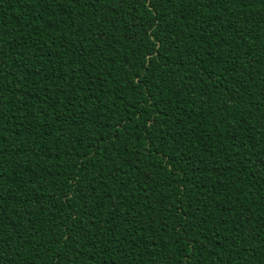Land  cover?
Returning a JSON list of instances; mask_svg holds the SVG:
<instances>
[{
	"label": "trees",
	"instance_id": "obj_1",
	"mask_svg": "<svg viewBox=\"0 0 264 264\" xmlns=\"http://www.w3.org/2000/svg\"><path fill=\"white\" fill-rule=\"evenodd\" d=\"M0 264H264V0H0Z\"/></svg>",
	"mask_w": 264,
	"mask_h": 264
}]
</instances>
